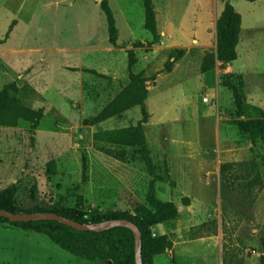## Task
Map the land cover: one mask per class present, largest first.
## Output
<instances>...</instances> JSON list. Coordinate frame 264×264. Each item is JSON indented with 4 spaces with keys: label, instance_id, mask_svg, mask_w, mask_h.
<instances>
[{
    "label": "rangeland",
    "instance_id": "1",
    "mask_svg": "<svg viewBox=\"0 0 264 264\" xmlns=\"http://www.w3.org/2000/svg\"><path fill=\"white\" fill-rule=\"evenodd\" d=\"M100 1L0 0V89L8 84L28 85L33 90V108L44 111L34 132L24 122L16 128L0 127V191L14 185L16 204L22 210L47 209L57 202L71 208L82 200L90 208L134 213L145 204L150 177L144 165L130 149L111 146L103 138L105 131L135 125L139 108L92 124L128 84L126 45L108 43ZM107 1L123 41L127 33L120 15L130 10L135 21L139 0ZM232 5L247 29L264 26V0H234ZM132 35L138 40L149 38L136 23ZM143 48L146 55L148 49ZM138 55L135 73L143 67V55ZM106 58L113 61V71ZM161 59L158 54L154 64L159 71L145 78L149 118L143 125L161 178L155 183L156 197L176 206H182L183 197L192 198L193 212L201 220L209 213L215 229L223 231L226 247L234 246L243 263L259 264V257L251 252H260L259 242L264 239L261 147L239 136L231 124L235 108L231 93L220 85L221 72L222 88L216 86L213 74H201L196 63L165 73L168 59L163 63ZM54 78L56 85L51 87ZM46 82L50 86L43 93L40 87ZM262 82L261 92L247 96L264 107V78ZM224 163L240 166L222 180L219 167ZM257 176L263 186H249ZM0 226V264H88L36 234H26V239H41L37 245L28 244L33 249L14 255L2 248L23 240V233ZM157 261L164 263V256Z\"/></svg>",
    "mask_w": 264,
    "mask_h": 264
},
{
    "label": "trees",
    "instance_id": "2",
    "mask_svg": "<svg viewBox=\"0 0 264 264\" xmlns=\"http://www.w3.org/2000/svg\"><path fill=\"white\" fill-rule=\"evenodd\" d=\"M253 3L257 0H243ZM144 9V29L150 34L151 40L145 43L136 42L134 48H150L160 41L156 25V8L151 0H141ZM101 12L106 21L108 43L117 47V29L113 12L107 0L99 3ZM241 16L227 1L224 9L215 23L216 43L215 52H206L200 64V73L206 74L215 70L218 64L228 66L236 60V46L241 30ZM2 42H0L1 44ZM128 84L94 117L92 124H100L112 118H118L134 108H139L140 119L135 125L108 130L103 133L106 143L118 148L130 149L137 161L145 167L150 177L147 191L144 196L145 204L134 210L103 211L98 208L85 206L79 200L74 207H64L61 202L49 208L34 207L22 210L16 204L17 189L9 185L0 191V209L11 213H43L50 212L71 219L79 224H95L108 220H127L134 224L141 236V261L142 264H153L156 256L169 250L172 242L168 236H157L153 228L161 224H171L179 216L178 207L173 202H162L156 197L155 183L161 181L156 174V168L150 156V150L144 135L143 125L148 121L145 107L147 100V85L143 78V71L133 72L137 63L133 51H126ZM183 50H172L163 71L171 73L173 65L183 56ZM221 86L231 93L232 103L235 108V119L231 124L241 137L247 138L252 145H259L262 150L261 161L264 168V108L259 109L246 104L244 82L241 75L226 73L221 76ZM33 90L24 85L21 88L15 84L5 85L0 89V127L16 128L20 122L29 124L34 132L44 118L43 109H34L31 96ZM98 138V135H94ZM239 163H224L219 167L220 179ZM85 159H82V169L85 171ZM263 186L257 176L249 186ZM182 206L189 205L187 197L182 198ZM0 225H9L15 229L41 234L49 241L70 256L88 263L103 264H135L134 236L124 227H115L102 232L76 231L55 221L40 220L30 222H10L0 217ZM262 255L259 264H264V239L260 240Z\"/></svg>",
    "mask_w": 264,
    "mask_h": 264
},
{
    "label": "crops",
    "instance_id": "3",
    "mask_svg": "<svg viewBox=\"0 0 264 264\" xmlns=\"http://www.w3.org/2000/svg\"><path fill=\"white\" fill-rule=\"evenodd\" d=\"M151 1L154 3L156 8V25L158 33L160 35V41L158 44L147 48L148 53L146 55L143 53V47H131L136 42L145 43L151 40L150 34L144 29V9L142 7L141 0H139L138 6L136 8V22L134 21L132 12L130 10L126 11L125 15H120L122 17V22L127 33L123 41H119L120 34L118 29L116 28L118 34L117 44L123 46L126 45L127 51H133L138 64L140 62L138 54L141 53L143 55V67L140 70L143 71V78H148L152 73L159 71L158 68H155L154 66L156 56L158 54L161 55L162 59L160 60V62L163 63L164 60L168 59L171 51L175 49L183 50L184 54L174 64L172 72L179 68H185L191 63H196L200 67L204 54L206 52H215V23L224 9L225 2L228 1L232 5V2L234 0ZM140 5L142 8L140 7ZM240 16L241 30L239 41L236 46V60L228 66H222L221 64H218L215 70L204 75L207 76L208 74H213L215 79L217 77V87H221L219 85L220 72L221 75L226 73L241 75L244 82L246 104L259 109H263L264 107L262 104H253L252 102H250L247 95L249 92H261L263 88L262 80L264 78V26H257L256 28L251 25V27L247 29L243 20V16ZM134 23H136L138 27H143L145 32L148 33L149 38L138 40L133 37L132 30L134 27ZM258 31L260 33H258ZM57 50L64 51L63 49ZM237 62H240V64L235 65ZM106 64L109 66L108 68L113 71V61L106 58ZM54 80L55 78L52 80L51 87H54L56 85L54 83ZM48 85L50 86L49 83H47V86L45 85L46 87L41 85L42 87H40V89H43V93L47 91ZM187 198L189 199L188 206H177L179 216L176 221L171 224L157 225L153 228V232L155 235H166L172 242V246L169 250L154 258L153 264H178L177 260H179V264H246L243 263V260H241L240 252L235 249L233 245H231L233 247L230 246L231 248L226 247L223 237V231H219V227L215 229V225H213L214 221L213 219H210L211 216L209 215V213H207L206 215L207 218L201 220L199 218V214L193 212L194 200L189 197ZM204 206L208 207V204ZM205 210L206 212H208L207 210H209V208ZM2 229H10L23 233V240H15L13 243L5 244L2 248L5 251L9 250L14 255L25 254L27 250H31L34 248H32L31 245H37V243H39V241L41 240L26 239V236L28 234L35 233L25 232L15 228L2 227ZM238 245L239 244L236 243V246ZM259 246L261 250L260 252H251L254 256L260 257L262 255L263 251L261 245L259 244ZM162 256H164L165 258L164 263H157V260ZM82 262L88 263L85 261Z\"/></svg>",
    "mask_w": 264,
    "mask_h": 264
},
{
    "label": "water",
    "instance_id": "4",
    "mask_svg": "<svg viewBox=\"0 0 264 264\" xmlns=\"http://www.w3.org/2000/svg\"><path fill=\"white\" fill-rule=\"evenodd\" d=\"M0 217L10 222H30V221H40V220L55 221L67 227L73 228L76 231L102 232L115 227H124L130 230L134 236L135 264H142L140 232L134 224H132L127 220H108L95 224H79L71 219L50 212L22 214V213H11L3 209H0Z\"/></svg>",
    "mask_w": 264,
    "mask_h": 264
}]
</instances>
